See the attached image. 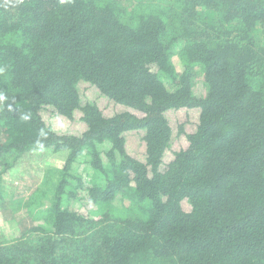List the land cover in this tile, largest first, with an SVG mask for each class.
<instances>
[{
    "label": "trees",
    "instance_id": "1",
    "mask_svg": "<svg viewBox=\"0 0 264 264\" xmlns=\"http://www.w3.org/2000/svg\"><path fill=\"white\" fill-rule=\"evenodd\" d=\"M46 149L0 264H264V0H0V179Z\"/></svg>",
    "mask_w": 264,
    "mask_h": 264
},
{
    "label": "rangeland",
    "instance_id": "2",
    "mask_svg": "<svg viewBox=\"0 0 264 264\" xmlns=\"http://www.w3.org/2000/svg\"><path fill=\"white\" fill-rule=\"evenodd\" d=\"M128 143L133 145L136 141L130 139ZM66 157V152L54 153L49 149L31 151L2 174L0 228H5L4 231L9 236H19L20 230L32 224L27 204H42L37 206V209H48L53 204L54 182H57ZM85 168L83 163L80 166L74 165L72 172L86 177L90 170ZM38 191L41 193L30 199V196Z\"/></svg>",
    "mask_w": 264,
    "mask_h": 264
}]
</instances>
